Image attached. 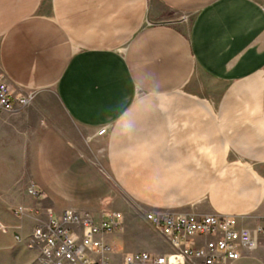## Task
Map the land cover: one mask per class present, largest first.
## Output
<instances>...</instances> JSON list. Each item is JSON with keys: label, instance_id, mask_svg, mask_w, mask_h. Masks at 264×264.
Instances as JSON below:
<instances>
[{"label": "crops", "instance_id": "obj_1", "mask_svg": "<svg viewBox=\"0 0 264 264\" xmlns=\"http://www.w3.org/2000/svg\"><path fill=\"white\" fill-rule=\"evenodd\" d=\"M0 72L35 93L38 195L0 218L25 263L36 208L121 213L114 264L168 251L148 212L264 224V0H0ZM231 264H264V235Z\"/></svg>", "mask_w": 264, "mask_h": 264}, {"label": "built area", "instance_id": "obj_2", "mask_svg": "<svg viewBox=\"0 0 264 264\" xmlns=\"http://www.w3.org/2000/svg\"><path fill=\"white\" fill-rule=\"evenodd\" d=\"M34 95L15 94L0 72V114L26 108ZM29 192L38 195L33 188ZM27 213L24 206L15 211L18 217ZM32 213L37 223L27 246L39 254L42 264H114L111 254L115 248L101 236L123 228L121 213H109L99 222L90 214L71 209L56 214L36 208ZM145 219L167 239L170 250L127 252L122 264H231L251 255L264 235V224L249 227L233 215L148 212ZM0 228L6 231L2 222ZM17 240H21L20 235Z\"/></svg>", "mask_w": 264, "mask_h": 264}, {"label": "rangeland", "instance_id": "obj_3", "mask_svg": "<svg viewBox=\"0 0 264 264\" xmlns=\"http://www.w3.org/2000/svg\"><path fill=\"white\" fill-rule=\"evenodd\" d=\"M47 104L59 115L60 109L52 93ZM38 137L37 121L31 118L27 120L24 111L0 114V218L2 214L15 213L17 207L24 206V199L29 194L35 175L34 157ZM1 233L3 230L0 228ZM154 243L161 248L159 251L169 250V245L164 244L159 237L154 239ZM26 253L31 252L22 250L3 235L0 236V264H28L20 258ZM32 254L31 264H39V254L36 251Z\"/></svg>", "mask_w": 264, "mask_h": 264}, {"label": "clouds", "instance_id": "obj_4", "mask_svg": "<svg viewBox=\"0 0 264 264\" xmlns=\"http://www.w3.org/2000/svg\"><path fill=\"white\" fill-rule=\"evenodd\" d=\"M135 130V126L132 122H124L121 126V135H128Z\"/></svg>", "mask_w": 264, "mask_h": 264}]
</instances>
